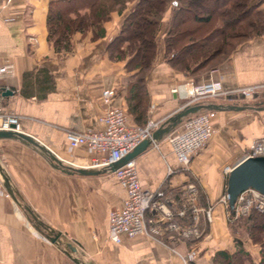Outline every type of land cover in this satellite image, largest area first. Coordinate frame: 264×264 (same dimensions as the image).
Returning <instances> with one entry per match:
<instances>
[{"label":"crops","instance_id":"1","mask_svg":"<svg viewBox=\"0 0 264 264\" xmlns=\"http://www.w3.org/2000/svg\"><path fill=\"white\" fill-rule=\"evenodd\" d=\"M49 2L0 0V63L14 65V73L1 78L3 109L19 114L20 129L66 161H75L74 167L100 168L103 166L89 165L100 153L86 145L72 147L67 129L105 128L99 116L105 108L102 91L106 87L117 90L115 104L127 107L125 61L112 60L107 53L123 15L112 13L102 37L93 38L92 30L76 31L73 49L59 51L47 39ZM163 36L159 35L161 46L147 76V87L149 118L164 120L182 106L172 86L187 76L165 59ZM209 76L221 79L225 88L263 83L264 33L239 43L223 69L211 71L206 79ZM209 100L264 105L261 96L238 101L234 94L219 95L203 101ZM214 123L215 132L189 167L179 162L168 135L134 157L143 187L166 200L174 211L185 200L189 172L197 179L207 205L214 207V217L210 222L201 214L203 235L193 243L168 229L160 238L139 234L115 242L109 236V214L123 204L126 189L113 170L66 172L33 144L0 138V156L17 196L15 199L4 185L0 187V264H213L216 249L235 245L227 208L219 201L227 190L224 168L236 164L257 138L264 137V108L217 110ZM178 188L184 190L180 204L172 196ZM152 216L148 210L149 225ZM176 219L186 224L181 216ZM247 245L258 255L257 245ZM191 248L197 249V257L186 260Z\"/></svg>","mask_w":264,"mask_h":264},{"label":"trees","instance_id":"2","mask_svg":"<svg viewBox=\"0 0 264 264\" xmlns=\"http://www.w3.org/2000/svg\"><path fill=\"white\" fill-rule=\"evenodd\" d=\"M206 0H172V16L164 37V57L185 76L200 74L221 64L242 41L264 33V0H213L222 7L225 18L221 24L214 22L218 9H202ZM170 0H50L47 14V39L56 50L73 49L72 36L76 31H93V38L106 34V22L112 13L123 15L118 32L107 45L112 60L125 61L127 75L123 78L127 107L131 121L144 124L148 118L149 92L147 76L159 52V32L163 26L162 13ZM197 7V8H196ZM183 18H180V15ZM193 19L208 26L203 36L186 39L183 25ZM221 56L218 58V56ZM210 65V66H209ZM205 98L204 100H208ZM189 172V171H188ZM191 180L197 179L189 172ZM199 186L197 203L207 205L206 193ZM183 188L172 196L180 204L184 200ZM191 210L181 217L191 223ZM235 236L233 248L215 250L213 264H264V211L253 209L249 214L228 221ZM193 243L195 239H186ZM258 246L255 255L247 245ZM194 264V263H192Z\"/></svg>","mask_w":264,"mask_h":264},{"label":"built area","instance_id":"3","mask_svg":"<svg viewBox=\"0 0 264 264\" xmlns=\"http://www.w3.org/2000/svg\"><path fill=\"white\" fill-rule=\"evenodd\" d=\"M13 73L14 65L11 62L0 63V128L20 130L19 114L3 109L1 78ZM172 91L184 101L183 105L209 97L231 94L240 100H252L264 95V82L225 88L221 79L210 77L195 81L193 78H187L172 86ZM116 96L117 90L113 87H106L102 91L105 108L99 117L106 125L104 129H67V138L72 147L86 145L89 149L100 153L89 164L90 166H106L121 159L139 142L152 137L153 131L163 122V119L154 118H149L144 124L132 122L124 106L114 103ZM216 115V109H203L190 114L168 134V139L183 167H189L194 155L212 137L216 130L214 123ZM154 142L158 145L157 141ZM262 154H264V137L257 138L247 153L251 156ZM66 162L76 165L75 161ZM232 167L225 166L226 174H229ZM113 172L126 189L123 204L112 209L109 214V236L115 242H122L124 236L134 237L139 234L160 238L159 235L164 229L174 231L185 239L198 240L203 235V229L200 226L201 214L206 220L213 221V205L200 206L197 204L199 186L195 181L187 184L185 200L182 206L174 211L166 200L156 198L153 190L143 187L135 158L129 159ZM2 186L3 183L0 180V187ZM219 201L226 206L229 220L249 214L253 209L264 211V193L254 187L241 191L233 205L230 204L227 190ZM189 209L192 213L191 223L179 222L176 216H185ZM148 210H152L153 213L150 225L146 218ZM160 221L166 224L162 225ZM197 254V249L191 248L184 258L194 260Z\"/></svg>","mask_w":264,"mask_h":264},{"label":"water","instance_id":"4","mask_svg":"<svg viewBox=\"0 0 264 264\" xmlns=\"http://www.w3.org/2000/svg\"><path fill=\"white\" fill-rule=\"evenodd\" d=\"M176 94V93H175ZM177 95V94H176ZM246 109L255 108L262 109L264 105H255L248 102L242 104L237 103H220L213 100L197 101L180 106L172 114L167 116L161 125L153 131L152 137L146 138L139 142L127 155L121 159L100 167V168H84L74 167L68 164L55 150H53L46 143L41 141L33 134L22 129H2L0 128V138L12 137L18 138L22 141L33 144L39 151H41L51 163L66 172H80L82 174H95L107 170H115L120 165L127 162L129 159L137 156L139 152L144 150L150 143L157 141L168 135L174 130L183 120L190 114L196 113L203 109ZM0 180L8 189L10 194L16 199V190L11 175L0 156ZM248 187H254L264 193V154L262 155H245L236 164L233 165L227 177V192L230 199V204L233 205L237 199L238 194Z\"/></svg>","mask_w":264,"mask_h":264},{"label":"rangeland","instance_id":"5","mask_svg":"<svg viewBox=\"0 0 264 264\" xmlns=\"http://www.w3.org/2000/svg\"><path fill=\"white\" fill-rule=\"evenodd\" d=\"M171 1L169 2V5L166 9V11H164L162 13V18H163V26H162V29L161 31L159 32V35H162L164 34L163 36V40H164V37H165V34L167 32V29H168V25H169V20L172 16V5H171ZM197 8V7H196ZM207 8H216L218 9V12L215 13L214 15V22H216V24H221L222 23V18H225V14H223L224 12L222 11V7L218 6V4L216 3V1H213V0H206L205 1V4L204 6L202 7V9H197L199 12L201 13H204V14H207L206 13V9ZM180 18H183V15L181 14L180 15ZM188 21L183 25V28H185L187 31H186V39H184L183 41H187V40H193V39H197V38H200L201 36H203L204 32L210 28L211 24L208 25V26H205V25H201V24H198L196 23L193 19H187ZM206 29V30H205ZM159 36H158V40H159ZM160 43V42H159ZM162 44V43H161ZM160 44H159V50H160ZM221 56V54L218 56V58ZM230 57V55H229ZM228 57V58H229ZM228 58L224 60V62H222L221 64L219 65H216L212 68H210L209 70L207 71H204L200 74H197V75H192V76H188L187 78H193L195 81H199L200 77H204L205 79L207 77H205L207 74L209 75V73L211 71H214V70H217V69H223V67L227 64V61H228ZM210 66V65H209ZM186 78V79H187ZM203 78V79H204ZM210 78V76H209ZM184 81V80H183ZM178 84V83H176ZM174 84V85H176ZM261 98H264V96H261ZM238 99V98H237ZM182 100V99H181ZM239 101V99H238ZM184 101L182 100L180 102L181 105H183Z\"/></svg>","mask_w":264,"mask_h":264}]
</instances>
